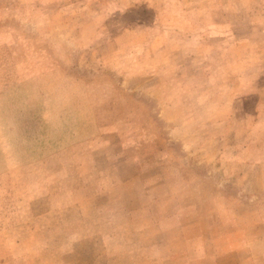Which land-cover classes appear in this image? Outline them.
<instances>
[{
  "label": "rangeland",
  "instance_id": "374dc122",
  "mask_svg": "<svg viewBox=\"0 0 264 264\" xmlns=\"http://www.w3.org/2000/svg\"><path fill=\"white\" fill-rule=\"evenodd\" d=\"M0 264H264V0H0Z\"/></svg>",
  "mask_w": 264,
  "mask_h": 264
}]
</instances>
